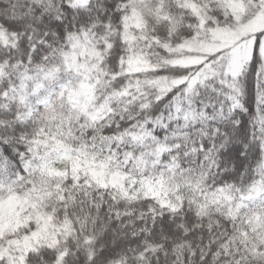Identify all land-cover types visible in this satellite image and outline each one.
I'll return each mask as SVG.
<instances>
[{
  "label": "snow or ice",
  "instance_id": "obj_1",
  "mask_svg": "<svg viewBox=\"0 0 264 264\" xmlns=\"http://www.w3.org/2000/svg\"><path fill=\"white\" fill-rule=\"evenodd\" d=\"M0 264H264V0H0Z\"/></svg>",
  "mask_w": 264,
  "mask_h": 264
}]
</instances>
